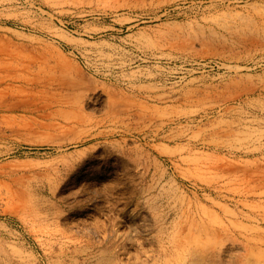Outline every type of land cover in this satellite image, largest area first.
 <instances>
[{
    "label": "rangeland",
    "instance_id": "obj_1",
    "mask_svg": "<svg viewBox=\"0 0 264 264\" xmlns=\"http://www.w3.org/2000/svg\"><path fill=\"white\" fill-rule=\"evenodd\" d=\"M263 14L264 0H0V41L29 51L37 27L51 83L0 118V264H203L169 245L194 213L228 227L219 264H264L240 242L264 241ZM245 65L238 88L257 90L237 97ZM197 158L219 173L199 177Z\"/></svg>",
    "mask_w": 264,
    "mask_h": 264
},
{
    "label": "bare ground",
    "instance_id": "obj_2",
    "mask_svg": "<svg viewBox=\"0 0 264 264\" xmlns=\"http://www.w3.org/2000/svg\"><path fill=\"white\" fill-rule=\"evenodd\" d=\"M38 9L41 12L44 10L42 6H40ZM254 21L260 22L262 24V27L259 30L264 34V14L260 15L259 19H254ZM5 22L14 28L19 26V23L15 19H7V21ZM29 29L36 33L31 36L33 42L29 51L23 50L21 46H18V43H12L11 41H9V43L6 44L3 41H0V118L5 121H7L11 117H14L11 114L13 111H15V107L17 104L28 101V99L42 97L46 95L51 88V83L44 77L43 74V65L40 63L39 59L41 56L39 54L40 52H37L36 50V45L45 43L47 37L43 35L35 26H31L29 27ZM231 68L234 70L238 77V80L233 83L232 86L234 88V94L237 97L242 96L243 93H254L257 90L255 86L243 87L241 89L238 88L241 82L250 83V80L255 77L254 73L258 69L257 65L236 66ZM242 72L247 73L243 74ZM123 91H127V89L120 87L118 88L119 93H123ZM83 96L84 94L82 92H76L73 96V99L79 109L80 106L78 105V103L83 100ZM119 96L120 97L110 96L108 99V106L114 107L115 104H117L119 101H122V95ZM63 98L65 99V97ZM114 117L115 120L116 118L119 120V117ZM77 123L81 125H94V127L96 128H99V126L101 125L94 116L86 115L85 113L79 115V117L77 118ZM102 132L103 131L101 130L98 133L80 136L74 140L73 145H82L85 148L86 146H90L91 143L100 141L101 137L109 136L108 133L102 134ZM116 145L118 148H120V152L123 155L131 151V147H126V145L122 142H117ZM160 152L161 154H170L169 151L165 150H161ZM181 160L189 162L186 157H181ZM172 164L176 165L175 162H173ZM190 164L193 165V170L199 177H204L207 174H218L219 172L217 170L220 169L217 164H207L204 162H200L198 158L194 159V161L190 162ZM234 177L235 180L245 182V179L243 177H240L237 172L234 173ZM236 192L240 197H244L245 199L252 193L251 190L246 188L237 190ZM189 212L191 214V211ZM201 213L206 214V211L204 209H201ZM195 217L196 213L186 215L185 223L188 222L187 229L183 225H180L181 228L177 229L173 234L171 240H169L171 251L174 255L176 254V256H179L182 261H186L185 257H182V254H187L189 256L199 257L203 260V264H219L218 254L221 249L216 247L221 243L222 238H224L225 236H229L228 227L223 221L216 218H214V221L210 222V224H205L203 221H199ZM242 239L240 242L243 245L247 255L253 254L254 251L264 252L261 247V245L264 243L263 240L257 243L256 241H252V239H249L246 236H244ZM249 248L251 250L250 252H248ZM236 264L244 263L240 262Z\"/></svg>",
    "mask_w": 264,
    "mask_h": 264
}]
</instances>
